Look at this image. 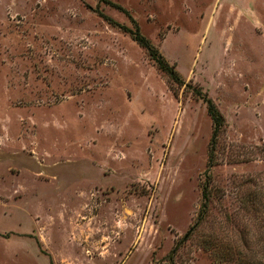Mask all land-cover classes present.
Segmentation results:
<instances>
[{
  "label": "rangeland",
  "instance_id": "obj_1",
  "mask_svg": "<svg viewBox=\"0 0 264 264\" xmlns=\"http://www.w3.org/2000/svg\"><path fill=\"white\" fill-rule=\"evenodd\" d=\"M0 0V264H264V0ZM235 254V255H234Z\"/></svg>",
  "mask_w": 264,
  "mask_h": 264
},
{
  "label": "trees",
  "instance_id": "obj_2",
  "mask_svg": "<svg viewBox=\"0 0 264 264\" xmlns=\"http://www.w3.org/2000/svg\"><path fill=\"white\" fill-rule=\"evenodd\" d=\"M104 2L105 4L109 5L110 7H113L123 13L128 17L130 26H126L122 23H119L109 17L106 14H103L100 11H96L99 16H101L106 23H108L110 26L118 28L119 30L123 31L124 33L128 34V36L136 42L140 47H142L148 59L152 61V63L163 72L168 79H170L176 86L180 87L183 86V88H187L194 96L199 98L205 105L207 115L211 122V133L208 141V150H207V160H206V170L203 171L205 180L202 183L200 187L201 191V202L198 208V216L197 220L204 218L206 212H207V200H208V168L213 164V157H214V147L215 142L217 139V136L219 132L222 130V127L224 125V118L217 109L216 105L213 103V101L208 97V95L205 92H202L201 88L196 85H191L188 82H184V80L180 77L179 73L174 69V66L169 64L166 59L159 53V51L154 47L149 40L141 34L139 31L138 25L136 24L135 20L131 18L127 11L121 7L120 5L111 2L109 0H100ZM235 255V254H234ZM165 264H174L172 261V252L167 254V261ZM232 264H263L259 260L250 259L246 257L245 255H237L233 260Z\"/></svg>",
  "mask_w": 264,
  "mask_h": 264
}]
</instances>
